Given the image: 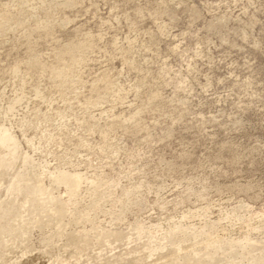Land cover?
<instances>
[{"label": "rangeland", "instance_id": "rangeland-1", "mask_svg": "<svg viewBox=\"0 0 264 264\" xmlns=\"http://www.w3.org/2000/svg\"><path fill=\"white\" fill-rule=\"evenodd\" d=\"M0 128V264H264V0H0Z\"/></svg>", "mask_w": 264, "mask_h": 264}, {"label": "bare ground", "instance_id": "bare-ground-1", "mask_svg": "<svg viewBox=\"0 0 264 264\" xmlns=\"http://www.w3.org/2000/svg\"><path fill=\"white\" fill-rule=\"evenodd\" d=\"M3 129L0 128V144L2 143L4 145H7V146L11 147V149L13 151H16V147H17V141H16V139L10 133V131L3 130ZM68 175H70V174H68ZM68 175L67 176H63L61 178V182L65 183V184H68L71 188L74 189L75 188V184L79 181V177L78 176L77 177H71V176H68ZM35 181L32 182V186L31 185H28V184L26 185V183H24V182L21 185H15L13 187V190H16V191L19 190V191H22L25 194L24 195L25 198H23L22 200H19V204L21 206H26L27 207V213L29 214L28 216L37 215L38 219L33 222L34 224H36V225H38L40 227H44V226L48 225L53 218H56L58 221L61 220L62 216L64 215V210L63 209H61V210L59 209V210H56V213H51V210H50L49 205L51 203L55 202L56 199L51 194H45L44 193L45 191L42 192L41 193V197H39L37 193L38 192H41L42 186L39 183L37 184V182H35ZM20 216L21 215L19 214L18 216H16V218L17 217H20ZM23 232H25L24 226H22V227H19L18 226V228L15 230L16 236H13V239L16 240V237H19L20 235H22ZM78 236H75V237H78ZM111 236H112V239L115 240V241H117L118 244L120 245V243H122L124 240H126L129 235H128V233L125 232V233L111 235ZM24 239H25V247H24V249H27V250L28 249H31L32 243L30 241V232H29V229L26 232V235L24 236ZM109 241H110V239H109ZM2 242H3V240H1V242H0L1 247H5L7 250L13 251L14 252L13 257L14 256L15 257L18 256V251H17V249L15 247H13L10 243L9 244L8 243L3 244ZM111 242H113V241H111ZM174 254H175L174 251H168V252H165V253H159L157 255V258H161V259L162 258H165L167 260L169 259V261H170V260H173ZM137 256H138V254L137 253H134L131 256V260H129V263L128 264H133L134 258L135 257L137 258ZM103 258L106 259V257H104V256H103ZM175 259H177V258H175ZM177 262L179 263L178 260H177ZM108 264H109V262H108ZM173 264H174V262H173ZM185 264H191V263L188 261Z\"/></svg>", "mask_w": 264, "mask_h": 264}]
</instances>
